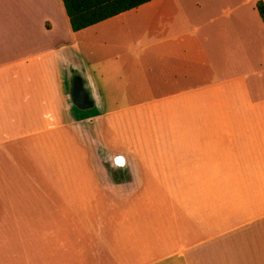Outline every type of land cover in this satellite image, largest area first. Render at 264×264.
Instances as JSON below:
<instances>
[{"label":"crops","instance_id":"obj_1","mask_svg":"<svg viewBox=\"0 0 264 264\" xmlns=\"http://www.w3.org/2000/svg\"><path fill=\"white\" fill-rule=\"evenodd\" d=\"M250 18L138 44L123 65L142 99L106 110L63 0H0V264H264V21ZM73 56L97 116L68 102Z\"/></svg>","mask_w":264,"mask_h":264},{"label":"rangeland","instance_id":"obj_2","mask_svg":"<svg viewBox=\"0 0 264 264\" xmlns=\"http://www.w3.org/2000/svg\"><path fill=\"white\" fill-rule=\"evenodd\" d=\"M259 1L153 0L79 33L80 48L97 78L106 102V110L113 108L116 103L142 99L127 96L135 90L136 81L123 65L126 60L133 59L134 48L138 44L167 39L189 30L192 26L210 25L212 19L215 21L212 25H217L216 28L225 24H238L241 27L243 23L247 24L245 21L251 19ZM157 26L160 32L151 33ZM213 29L211 27L208 31ZM207 35L211 36L206 32ZM212 41L206 40V43ZM216 41L220 47L229 43L225 38ZM234 48L241 55L243 48L239 45ZM94 130L96 142L100 144V129Z\"/></svg>","mask_w":264,"mask_h":264},{"label":"water","instance_id":"obj_3","mask_svg":"<svg viewBox=\"0 0 264 264\" xmlns=\"http://www.w3.org/2000/svg\"><path fill=\"white\" fill-rule=\"evenodd\" d=\"M64 87L72 110L80 118L94 117L100 114L102 100L97 84L87 65L78 57L68 59L65 65ZM103 154L104 152L101 151ZM117 167H124L125 158L116 155L111 158Z\"/></svg>","mask_w":264,"mask_h":264},{"label":"trees","instance_id":"obj_4","mask_svg":"<svg viewBox=\"0 0 264 264\" xmlns=\"http://www.w3.org/2000/svg\"><path fill=\"white\" fill-rule=\"evenodd\" d=\"M153 0H63L66 12L70 19L73 31L78 32L90 26L108 20L124 12L135 9ZM257 9L264 21V1L257 3ZM99 144L94 145L96 160L99 159ZM109 171L119 173L116 168H111L103 161H98ZM112 173V172H111ZM112 181L114 180L111 176Z\"/></svg>","mask_w":264,"mask_h":264}]
</instances>
